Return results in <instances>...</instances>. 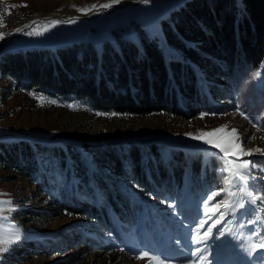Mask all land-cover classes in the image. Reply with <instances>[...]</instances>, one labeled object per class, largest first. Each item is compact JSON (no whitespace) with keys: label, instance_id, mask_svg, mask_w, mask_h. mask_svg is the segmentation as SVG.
Masks as SVG:
<instances>
[{"label":"trees","instance_id":"obj_1","mask_svg":"<svg viewBox=\"0 0 264 264\" xmlns=\"http://www.w3.org/2000/svg\"><path fill=\"white\" fill-rule=\"evenodd\" d=\"M161 23L162 40L139 32L137 42L117 36L99 49L81 41L50 50L31 38L22 42L28 46L0 54V78L16 92L84 100L130 117L191 119L235 111L247 124L258 119L264 125V74L261 86L254 75L264 69V0H185ZM29 33L24 35L30 38ZM164 149L154 142L108 141L79 148L64 142L47 148L26 140L0 141V168L34 187L51 217L85 222L40 250L75 249L89 256L98 248L114 249L128 229L151 225L147 204L136 197L150 202L160 219L185 191L187 203H193L198 193L223 189V160L173 148L165 155ZM35 213L42 214L28 210L24 215ZM34 245L39 247L24 244L13 258L30 254Z\"/></svg>","mask_w":264,"mask_h":264},{"label":"rangeland","instance_id":"obj_2","mask_svg":"<svg viewBox=\"0 0 264 264\" xmlns=\"http://www.w3.org/2000/svg\"><path fill=\"white\" fill-rule=\"evenodd\" d=\"M184 1L148 0L144 3L142 0H119V3H112L110 8L98 7L82 13L77 9L93 4L111 3V0H0V33L3 34V38L0 39V54L7 50L28 46L25 44L31 38H34L36 43L41 42L38 46L47 45L50 50L53 46L59 47L81 41L90 42L99 49L104 41L113 43L117 36L137 42L139 32L151 39L159 37L162 40L161 22L167 21L171 12ZM51 20L59 21V23L55 26L49 25L47 31L41 29L40 35L32 34L30 38L24 35L26 32H35L33 22L40 25ZM15 29H22V31H15ZM22 36L25 38L20 41ZM259 72L261 75L257 80L258 84L261 83L264 69ZM113 113L96 109L84 100L38 96L33 92H16L9 83L0 78V141L2 142L26 140L41 143L47 148L60 147L64 142L77 148L84 143L95 144L108 141L154 142L162 143L165 155L171 148L186 151L187 156L200 152L202 149L205 153L219 158L218 155L223 153L218 148L205 143L203 139L194 137L200 132H210L212 129L227 125V131L237 129L240 137L237 142L241 143L244 149L251 151V155L243 156L241 159L257 165L250 169L255 179L250 180L249 184L257 194L264 195V170H262L264 169V127L258 119L247 124L240 113L235 111L216 114L204 112L191 119H176L159 114L130 117L116 113L113 115ZM258 128L261 130L258 131ZM206 139L215 138L206 137ZM257 148L261 151L256 152ZM258 159L260 161L256 163ZM92 162L89 164L94 166L96 162ZM95 169L108 170L106 167L99 166H95ZM220 172L230 178L229 173L223 170ZM108 173L116 176L114 172ZM225 177L222 179V190L198 193L195 205L189 209H187V200L190 198L188 192L178 195V198H181L179 203L183 204V210L184 208L187 210L182 211L175 204L172 205L168 213L174 218L170 221L173 227L181 228L185 234L193 232L195 240L201 241V239H209L212 235H219L222 242L223 236L227 233L231 232L233 235L235 229L243 230L244 224H247V216L242 214L244 212L248 214L249 210L255 211L256 208L247 203L246 198L244 208L235 210L224 208L225 202L229 200L235 202L242 195L237 193L229 198L225 190L228 189ZM13 178L0 168V201L12 202L11 211L7 210L8 205H0V232L11 235L19 230L21 239L12 244L8 251L0 252V264H154L156 260H159L161 264L187 262L183 259L185 255L178 252L176 245L165 248L170 253L169 260L163 257L164 253L158 258L151 256L153 252L146 256L142 255L146 253L144 249L157 245V242L148 238L154 235L155 231L153 230L147 236L141 231L140 236H136L139 235L135 232L138 229L131 228L125 231L121 238L116 239L117 245L114 249L98 248L89 256L85 253H74L75 249H65L64 253H48L40 250V246L44 243L47 244L63 234L67 235L69 231L74 232L85 222L78 217H51L48 213L49 208L36 189L21 179ZM229 190L237 192V186L233 185ZM210 196L211 200L208 199ZM256 206L257 209L260 206L264 210V204L260 205L258 202ZM28 210L41 211L42 214L24 215ZM177 210L182 213L180 217ZM221 212L225 214L221 216ZM4 217L7 219H2ZM160 218L163 224L164 217ZM261 225H264L263 221ZM220 231L224 232L223 236L219 234ZM205 232L209 233L207 238L204 237ZM164 234L170 242L174 243L168 227ZM251 236H253L252 244L257 243L261 238L260 229L256 231V234L251 233ZM28 242H34L39 247L35 249L34 245L30 248L34 249L30 254H22L17 259L13 258V254ZM200 243L193 242L191 259L193 254L202 249L199 246ZM219 247L220 243L213 249ZM74 256L76 260H72ZM229 257L230 255H227L223 258L227 264L231 262ZM257 260L263 264L261 255L257 257ZM189 264H197V262L190 260Z\"/></svg>","mask_w":264,"mask_h":264},{"label":"snow or ice","instance_id":"obj_3","mask_svg":"<svg viewBox=\"0 0 264 264\" xmlns=\"http://www.w3.org/2000/svg\"><path fill=\"white\" fill-rule=\"evenodd\" d=\"M142 2L147 3L148 0H142ZM112 3H119V0H111V3H105L102 5L93 4V5L85 6L84 8L77 9V11H80L82 13H87L98 7L107 9L112 6ZM57 23H59V21L56 20L46 21L40 25H38L37 22H33V25L35 26V32L29 34L40 35L42 34V30L43 31L48 30L49 25L55 26ZM25 27H29V26L25 25ZM15 31H22V29H15ZM2 38H3V34L0 33V39ZM254 75L259 76L261 75V73L257 72L254 73ZM50 103H54V101H50ZM96 114L101 115V113H96ZM113 115L115 114L113 113ZM241 115H243V113H241ZM245 119H249V117H245ZM227 128H228L227 125H223L219 128L212 129L210 132H200L198 136L194 137L196 139H203L205 143L213 145L214 147L218 148L220 152L223 153L225 157V166L223 167L222 170L230 174V178L229 177L224 178L225 184L228 185V189H225L228 193V196L232 197L237 195V193L242 194L239 200H236L235 202L229 200L223 204V207L228 210L244 208L245 198H247V203L250 204H257L258 202L264 204V195H259L255 192V190H250L252 186L249 184V181L255 179V177L251 175L250 169L257 167V165H255L250 161L241 159V157L251 155L252 153L250 150L244 149L241 143L237 142L240 140L237 129L233 128L231 129V131H227ZM257 130L260 131L261 129L258 128ZM206 137H214L215 139H206ZM255 151L260 152L261 150L257 148L255 149ZM233 185L237 186V192H231L229 190ZM208 199L211 200L212 197L210 196ZM3 204L8 205L7 208L8 211L12 210L11 201H0V205ZM213 214H215V210H213ZM224 214L225 213L223 212L220 213L221 216H223ZM2 219H7V218L4 217ZM248 223H252V221H248ZM219 234L223 236L224 232L220 231ZM208 235L209 233L205 232L204 237L207 238ZM20 239H21V233L19 232V230H17L14 234L11 235L0 232V252L8 251L11 245L18 242ZM194 242L200 243L201 241L194 239ZM257 249H264V236H261L260 240L257 243L248 244L246 250L248 251V254L251 255V253L256 251ZM142 255L146 256L147 253H143ZM154 264H161V262L159 260H156L154 261Z\"/></svg>","mask_w":264,"mask_h":264},{"label":"built area","instance_id":"obj_4","mask_svg":"<svg viewBox=\"0 0 264 264\" xmlns=\"http://www.w3.org/2000/svg\"><path fill=\"white\" fill-rule=\"evenodd\" d=\"M3 10H5V8H3Z\"/></svg>","mask_w":264,"mask_h":264},{"label":"bare ground","instance_id":"obj_5","mask_svg":"<svg viewBox=\"0 0 264 264\" xmlns=\"http://www.w3.org/2000/svg\"><path fill=\"white\" fill-rule=\"evenodd\" d=\"M40 19V18H39Z\"/></svg>","mask_w":264,"mask_h":264}]
</instances>
